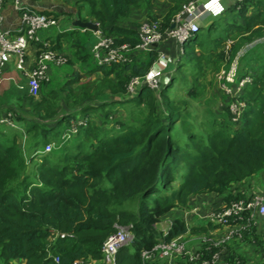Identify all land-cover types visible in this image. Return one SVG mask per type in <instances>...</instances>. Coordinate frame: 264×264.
I'll return each mask as SVG.
<instances>
[{
    "label": "trees",
    "instance_id": "1",
    "mask_svg": "<svg viewBox=\"0 0 264 264\" xmlns=\"http://www.w3.org/2000/svg\"><path fill=\"white\" fill-rule=\"evenodd\" d=\"M75 3L68 14L96 22L101 35L111 36L116 44L127 43L131 48L140 43L137 25L127 22L133 10L149 9L151 0ZM180 7L175 4L169 13ZM229 9L243 16L244 22L220 15V19L215 17L207 26H200L183 44L185 54L178 59V74L186 71L185 75L175 71L172 80L160 89L143 85L132 95L127 92L129 80L146 74L158 50L165 49L167 42L147 51L146 59H141L137 51L131 52L125 61L98 65L86 43L91 30L82 32L69 22L54 35H45L49 47L65 54L67 62L82 64L81 69L67 74L58 89L43 93L48 83L43 82L35 96L23 90L22 97L30 107L29 114L25 113L29 119L23 126L28 137L26 153L29 157L34 153L41 160L32 166L37 170L36 180L20 154L17 130L11 132L8 127L12 126L7 124L1 128L0 123V264H87L102 260L101 246L117 226H130L132 233V240L117 252V264H142V250L187 231L178 217L165 235L155 225L176 205L185 203L189 195L215 192L220 194L216 204L246 196L247 187L240 184L264 170V59L260 55L250 57L259 60V67L249 71L248 65L242 74L239 69L238 73L250 80L238 95L245 106L236 120L231 118L229 103L235 98L230 96H225L222 109L227 120L216 114L202 127L191 120L194 111L186 99L180 94L171 97V93L188 87V77L194 83L197 81V68L203 61L215 59L219 63L216 61L221 57L217 54L229 37L242 35V43H247L258 35L260 28L253 27L264 25V0H244ZM54 16L58 20V15ZM161 23L162 27L169 26L170 20L166 17ZM30 48L38 50L40 44L31 42ZM89 60L93 64L87 67ZM83 74L88 80L94 75L99 78L90 88L86 83L80 84ZM181 82L182 87L178 88L177 83ZM105 88L111 91L110 95L104 93ZM187 94L196 93L187 90ZM62 100L69 105L68 112L58 111ZM120 105L130 113L144 106L146 112L119 121L118 130L111 125L104 127L105 119L100 125L89 119L87 124L78 125L76 132L78 138L82 134L92 141L74 138V148L69 151L64 146L70 141H64L63 135L65 129L71 130L72 117L81 113L84 118L94 110L105 112L102 116L107 118L110 110L118 112ZM8 112L16 122L24 114L18 115L14 106L0 117ZM60 121L65 122L64 129L52 131ZM130 121H135L136 126ZM52 138L58 152L51 159L42 150ZM258 191L264 193V187ZM205 229L201 227V231ZM234 241L224 251V260L228 264H245L235 244L232 246ZM242 241H253L259 247L264 264V235L254 227L244 234ZM214 251L205 249L204 255L209 258Z\"/></svg>",
    "mask_w": 264,
    "mask_h": 264
},
{
    "label": "built area",
    "instance_id": "2",
    "mask_svg": "<svg viewBox=\"0 0 264 264\" xmlns=\"http://www.w3.org/2000/svg\"><path fill=\"white\" fill-rule=\"evenodd\" d=\"M4 0H0V9ZM244 0H235L238 4ZM13 9L19 13V23L14 29H4L1 26L2 16L0 14V73L4 70L12 56L14 57L15 68L23 72L26 77V87L28 93L35 96L39 93L40 86L49 79L50 64L60 66L68 61V57L49 47V43L40 32L55 28L59 31L58 20L53 14H46L40 10L24 6L22 0H13ZM224 10L221 0H206L201 4L191 1L182 5L181 9L170 20L169 26L162 27L158 22L150 21L137 28L140 43L131 48L127 43L116 44L113 37L103 36L99 30L93 31L97 40L91 48L93 60L98 65L109 64L111 62H122L128 58L131 52L150 51L159 45L167 46L163 50H158L155 61L151 65V70L147 75L133 76L127 84V92L132 95L137 92L141 86L158 88V83H167L170 75L163 74L161 69L164 65L161 62H168L166 54L171 43L176 50H183L182 42L192 38L194 33L204 25L202 19L207 15H218ZM201 21V22H200ZM173 24V25H172ZM31 42L40 44L37 50L34 48V57L29 66H26V57ZM181 43V44H179ZM34 47V46H32ZM147 79V83L143 82ZM164 79V80H163ZM250 80L249 76H243L237 83L233 92L225 91L232 99L229 103L232 120H236L242 108L245 106L244 101L238 99L244 84ZM0 123L14 127L12 113L0 117ZM75 132V131H74ZM47 145V144H46ZM50 150L47 145L44 150ZM38 152V151H37ZM215 208L208 211L209 221L218 227L224 228L218 238L206 237L202 239V249L189 251L181 243L178 236L169 240L161 239L152 248L142 250V264L154 260L172 262L175 255L184 256L188 261L197 264H228L224 260V251L232 240L242 241L245 233L250 232L254 227L264 235V193L253 192L247 193L245 197L238 200H231L229 203H218ZM167 233V232H166ZM60 236H64L63 233ZM132 240V233L128 226H117V230L107 237L101 246L102 260L104 264H117L116 255L118 250ZM215 251L208 258L204 255V250ZM157 262V261H154ZM238 263V261H236ZM75 264H80L75 263ZM156 264V263H155Z\"/></svg>",
    "mask_w": 264,
    "mask_h": 264
},
{
    "label": "rangeland",
    "instance_id": "3",
    "mask_svg": "<svg viewBox=\"0 0 264 264\" xmlns=\"http://www.w3.org/2000/svg\"><path fill=\"white\" fill-rule=\"evenodd\" d=\"M191 1H196L198 4L203 3L206 0H151V3L149 5V9H145L142 7V9L139 7L135 10L132 11V13L130 14V21L127 22V25L133 26L134 24L137 25V28L144 24V23H150V21H155L158 22V24L162 25V21L168 17V20H171L173 18V16L175 14H177V12L181 9L182 5H186L187 3L191 2ZM228 0H225L224 2H226ZM233 1V0H232ZM235 1V0H234ZM44 2V0H43ZM72 2V6L75 7L76 5V0H70V3ZM175 4H178L180 7V9L177 12H172L169 13L171 10V7L174 6ZM236 4V3H235ZM234 4V5H235ZM179 13V12H178ZM220 15H223V17L227 20L232 19L233 21L237 22L240 21L241 23L244 22V17L237 14L235 11L231 10V9H227L226 11H224V13L222 14V12H220L218 15H209L207 14L202 21L204 22V24H209L212 22V20H214L215 17H217L216 19H220ZM61 20H65L66 17L61 18ZM215 19V20H216ZM70 22V21H69ZM201 22V21H200ZM206 22V23H205ZM59 20V27L61 28H65L64 27V23H61ZM205 26V27H206ZM74 27V26H73ZM78 28V27H77ZM255 28H260L258 35L254 37L253 40L251 41H246L247 43H242V35H238L236 34L235 36H231L226 40V43L224 45H222V47L220 48L219 54H217V56L220 55L221 59L216 62H219L218 64L215 63V59L211 60L210 62L207 61H203L200 64V67L197 68L198 72H199V76L197 77V81L194 83L193 81H191V78L188 77V87H185V90H181L178 92H174L171 93V97L176 96L177 94L181 95L183 97V99H186L189 102V105L191 107V109L194 111V115L191 116V120L195 121V126L199 125L200 127H202L203 125L205 126L207 124V120H211L213 115H220L221 118L226 119V115L224 114V112H222L223 106L226 103V98L225 96H229L225 91H227V89L231 92H233L234 88L237 86L238 81L243 77L240 75V72L242 74V72H245L247 70L246 66L250 65L251 66V70H253L254 68L259 67L258 66V62L259 60L253 61L252 59H249L250 57H257V56H261L262 59H264V25H256L253 27V29ZM57 29L55 28H50L48 30H43L40 32V36L44 37L45 34H51L54 35V33L56 32ZM198 31V30H197ZM86 37V43H88V48L91 54V48L93 46V44L95 43V41L97 40L96 36L94 35L93 37ZM186 41L179 43L182 46ZM197 48V47H196ZM257 48H260V50H256ZM184 49V48H183ZM199 49V47H198ZM69 57H71V53L67 52ZM166 54H168L169 58V63L171 64V66L169 65L168 68H166L165 66L161 69V72L163 74H168L170 75V79L167 83H161V81L158 83V88L160 89L163 85L168 84L171 80H172V75L174 74V72L176 71V73L178 74V70H179V65H178V59L179 58H183L184 57V52L183 50H176V47H174L171 43H169V47L167 49ZM139 56L141 59H146L147 56V51H140L139 52ZM216 57V56H215ZM8 64V63H7ZM82 64V63H81ZM93 63H91V61L89 60L87 67L92 66ZM260 64V62H259ZM52 64H50L51 66ZM71 63L67 62L61 66H59V69L62 71H68L71 70ZM243 66V68L241 69V67ZM78 69H81V65H78ZM249 69V68H247ZM151 70V66L150 68L147 70L146 74L147 75ZM3 72V71H2ZM1 72V73H2ZM0 73V74H1ZM184 73V75L186 74V71L182 72V74ZM182 74H178L181 75ZM144 75V76H145ZM178 75H176L177 77H179ZM191 76V75H189ZM92 78L90 80H88L87 75L83 74V77L80 79V84H87V86H89L90 88L93 85V82H97L96 80L99 78L96 75L89 77ZM51 79L49 77L48 81L49 82ZM164 80V79H163ZM143 82L147 83V79L143 78ZM175 82H179L177 79H175ZM77 83L74 84V86H76ZM147 86V85H146ZM178 88L182 87V82L181 83H177ZM41 87V86H40ZM149 87V86H147ZM153 90H158V88L156 87H149ZM40 90V89H39ZM187 90H189L191 92H194L195 95H189L187 94ZM225 90V91H224ZM227 91V92H229ZM242 91V90H241ZM111 91L105 88V94L110 95ZM161 92V91H160ZM103 93V94H104ZM241 93V92H240ZM239 93V94H240ZM61 107L58 110L59 112H68V108L67 106L69 105H65V101L62 100L61 101ZM18 108V107H17ZM138 110H134V113H130L127 110H125L124 108H122V106L120 105L118 112L117 111H113V109L110 110L109 113V117L104 118V116H102L105 112H98V111H91L90 109V113L91 114L89 116V114H87L86 116H84V118H81V113L78 115V117H72L70 120V125L69 126L71 128V130L65 129V140H69V142H67V144H63L64 146H67L69 148H74L75 146V139L74 138H78V135L76 132L78 125L80 124H87L89 119H92L93 124H101L102 120L105 119L104 121V127H109L110 125L114 127L115 130H118L120 128V123L119 121H123L126 120L127 116H133L134 114L140 113L142 114V116L145 114L146 109L144 108V106H140L138 108H136ZM20 111H22L21 109H18V115L21 113ZM24 112V111H23ZM25 113V112H24ZM28 118V115H26ZM26 120V119H25ZM25 120L24 123L25 124ZM227 120V119H226ZM127 121V120H126ZM125 121V122H126ZM129 124H132L133 126H136V122L135 121H130ZM65 126V122L64 121H60L59 123L55 124L52 128V131H58V130H63ZM192 127L194 128V124H192ZM9 130L11 131H16V125L14 127H8ZM75 131V132H74ZM81 133V132H80ZM17 145L18 148L20 150V154L23 157L22 159H25L26 162V167L28 165L27 168H29L31 171H29L30 176L32 177V179H37L38 174H37V170H35V167L32 168L34 163H41L40 157L38 158L36 154L32 153L31 157H29L28 153H26L27 151V146H28V137L25 136L24 133V129L23 126L21 125L20 128L17 130ZM73 139V141L71 140ZM78 139H85L86 142H89L91 139H87L84 137V135H80V137ZM92 141V140H91ZM47 145H50V150L46 151L42 150V154H45L47 156H49L51 159L54 157V155L56 154V152H58V149H56L57 146V142L56 140H54V138L51 139L50 142L47 143ZM45 144L44 148H46L47 146ZM69 149V151L71 150ZM74 150V149H73ZM72 150V151H73ZM71 151V152H72ZM53 154V155H52ZM177 181V180H175ZM178 182V181H177ZM176 183V182H175ZM243 184V188L244 186L247 187V189H245V191L247 193L249 192H260L258 190H261L264 187V170L257 173L256 175L252 176L251 178L249 177V179L243 181L240 185ZM235 187H237L238 185H234ZM233 186V187H234ZM249 186V187H248ZM239 187V186H238ZM220 197V194H215V192H202V193H198V194H193V195H189L188 198L186 199V202L183 204H178L176 205L172 210H170L166 215H164L163 217H161V221L163 220L164 222H159L157 224V226H163L165 223V220H169L171 221V218H179L181 221H183L187 231L184 232V234H181L180 236L178 235V238L180 239L179 241L181 243H183V245L187 248V250L189 251H195L196 249H194L195 243H199V246L202 245V239H206V237H215L218 238L219 235L222 233L221 230H223L224 228H220L217 225L213 224V222L209 221L207 214L208 211L210 209L215 208L216 206H214L215 200L218 199ZM165 218V219H163ZM173 222V221H172ZM161 223V224H160ZM166 226H168V228L171 227V224L169 222L166 221L165 225L163 228H165ZM201 226H205L207 229H205V232L199 230V228L201 229ZM130 227V226H128ZM216 227V228H214ZM157 229V228H156ZM158 230V229H157ZM159 232L162 230H158ZM167 231V230H166ZM244 246L248 245V248L253 247L252 242H246L243 241ZM230 245V243H229ZM199 249V248H198ZM255 251V249H254ZM241 255L244 253H240ZM242 255V256H243ZM249 255L253 256V253L251 252V254H249L248 252V257H250ZM256 256L259 257V254H257ZM260 256H262V253L260 252ZM244 257V256H243ZM174 259H178L180 258L181 260H185L184 256H180V255H175L173 257ZM98 260H93L88 262L87 264H104V261L102 263V261H98ZM157 261V262H154ZM149 263L152 264H171V262H164V261H158V260H154ZM188 261V260H187ZM219 262L220 264H222L221 258H219ZM259 262V261H258ZM188 263H194L191 261H188ZM10 264H20V262H16V261H11ZM197 264V263H194Z\"/></svg>",
    "mask_w": 264,
    "mask_h": 264
},
{
    "label": "crops",
    "instance_id": "4",
    "mask_svg": "<svg viewBox=\"0 0 264 264\" xmlns=\"http://www.w3.org/2000/svg\"><path fill=\"white\" fill-rule=\"evenodd\" d=\"M225 0H221V4L223 5L224 9H229L231 7L234 6L235 1L233 0H228L226 2H224ZM22 3L24 6H28L32 9H36V10H40L49 14H57L58 15V20H60L61 23H64V27L66 28L67 26H69V21L70 24L71 22L76 18L75 16H71L68 14L69 11H71L73 8H75L74 6H72V2L70 3V0H22ZM0 14L2 16V20H1V26L4 29H8L11 30V32H15V28L17 27L18 23H19V13L17 11H15L13 9V0H4L0 9ZM63 17H66L65 20H61L60 19ZM60 23V24H61ZM206 23V22H205ZM59 22H58V28L59 27ZM71 26H73L71 24ZM82 32H84V30L86 29H81L79 28ZM94 32L91 31V33L89 35H87L86 37L90 36L93 37ZM45 35H50V34H45ZM89 37V38H90ZM34 49L30 48L28 50L27 53V57H26V66H29L31 64V61L33 60L34 57ZM72 57V56H71ZM71 70L73 69H78V65H81L78 61H75L74 64H71ZM160 65H164L166 68L169 67V65L171 66V64L168 62H161ZM61 66V65H60ZM71 70L68 71H62L59 69V66H55V65H51L49 67V77H50V81L48 83L45 84V86L43 87V93H47L48 91L52 90V89H58L59 83L62 82L65 78H67V74L70 73ZM26 89V77L24 76L23 72H21L20 70H18L17 68H15L14 65V57L12 56V58L10 59V61L8 62V64L5 66L3 72L0 74V114L4 113V111L6 109H8L9 107H18V109L22 108L21 113H26L29 114L30 112V107L27 105V102L25 100L24 97H22L23 95V90ZM28 92V90H27ZM24 111V112H23ZM25 113L22 115L21 119H18V122H16V120H14V124L16 125L15 130H18L20 128V126H24V120L26 119V121L29 119V116L27 118V116L25 115ZM25 115V116H24ZM24 118V119H23ZM7 125H5L4 123L1 125V128H6ZM12 132V131H11ZM217 202V199L215 200V203ZM165 219V218H163ZM172 220H165L169 222L171 225L173 224L172 221H174V218H171ZM159 222H164L163 220L158 221L156 223V228L158 230H162L160 231V233L162 235H165L166 232L168 231V226H166L165 228L164 225L163 226H157V224ZM161 224V223H160ZM203 227V226H201ZM216 228V227H214ZM167 230V231H166ZM200 232L201 229L199 228ZM184 234V233H183ZM181 235V234H180ZM179 235V236H180ZM247 242V241H246ZM253 243V241H252ZM235 244V249L239 252V253H244V259H245V264H262L263 261V256H260V252L261 250L259 249L258 246L253 245L254 249L252 247L248 248V245L244 246L243 241H234L232 243V246H234ZM254 244V243H253ZM196 246H194V249H198L201 246H199V243H195ZM248 252L249 254H251V252L253 253L252 255H249L250 257H248ZM257 254H259V257L256 256ZM93 261V260H92ZM98 261H102V260H98ZM97 261V262H98ZM259 261V262H258ZM103 263V261H102ZM171 264H194V263H188L187 259L185 258V260H181L180 258H178L177 260L174 259Z\"/></svg>",
    "mask_w": 264,
    "mask_h": 264
},
{
    "label": "water",
    "instance_id": "5",
    "mask_svg": "<svg viewBox=\"0 0 264 264\" xmlns=\"http://www.w3.org/2000/svg\"><path fill=\"white\" fill-rule=\"evenodd\" d=\"M71 24L74 27H78V28H81V29H89L91 31H97L98 30V24L96 22H93V21H90V20L83 21V20H80L79 18H75L71 22Z\"/></svg>",
    "mask_w": 264,
    "mask_h": 264
},
{
    "label": "clouds",
    "instance_id": "6",
    "mask_svg": "<svg viewBox=\"0 0 264 264\" xmlns=\"http://www.w3.org/2000/svg\"><path fill=\"white\" fill-rule=\"evenodd\" d=\"M64 135H65V133H64ZM63 135V138H65V136Z\"/></svg>",
    "mask_w": 264,
    "mask_h": 264
}]
</instances>
